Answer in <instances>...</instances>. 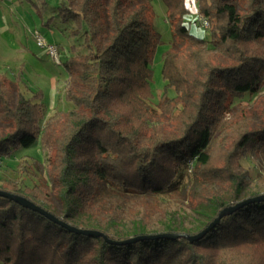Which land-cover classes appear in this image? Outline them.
<instances>
[{
  "label": "trees",
  "instance_id": "trees-1",
  "mask_svg": "<svg viewBox=\"0 0 264 264\" xmlns=\"http://www.w3.org/2000/svg\"><path fill=\"white\" fill-rule=\"evenodd\" d=\"M164 2L173 47L161 53L164 85L155 113L151 80L160 34L149 17L150 1L59 0V16L74 23L71 34L81 37L86 50L71 55L59 46L67 74L64 97L74 107L43 121L40 91L14 97L0 79V122L10 123L5 133L0 130V158L37 138L52 150L48 180L32 186L6 180L0 190L72 224V208L108 221L128 218L126 192L177 191L179 177H186L181 190L195 208L212 207L215 216L238 202L240 187H252L248 173L236 169L243 157L264 156V108L257 128L248 116L232 118L229 110L235 98L257 96L264 87V0H247L241 9L235 0H198L197 12L209 22L208 39L182 22L185 0ZM218 138L228 140L229 149L225 163L210 168ZM18 166L43 170L38 160L23 158ZM49 184L65 206L62 216ZM252 189L245 198L264 194V186ZM86 228L114 242L154 231L124 238L111 226ZM162 232L183 235L109 243L0 197V264H264V199L225 213L197 240H188L191 232Z\"/></svg>",
  "mask_w": 264,
  "mask_h": 264
},
{
  "label": "rangeland",
  "instance_id": "rangeland-1",
  "mask_svg": "<svg viewBox=\"0 0 264 264\" xmlns=\"http://www.w3.org/2000/svg\"><path fill=\"white\" fill-rule=\"evenodd\" d=\"M149 17L153 26L160 34V43L153 58L151 87L153 97L150 101L155 113H159V104L163 92L161 77V53L171 43L172 28L166 19V5L164 0H149ZM245 1V2H244ZM247 0H235L241 9ZM59 0H0V79L12 91L14 97L21 93L29 98L34 92L40 91L41 101L44 103L43 121L58 110H70L74 105L64 97L67 84V74L62 64L57 65L50 56L37 46L36 32L46 41L64 47L71 55L85 53L81 37L71 34L75 25L72 21H64L56 8ZM188 13L182 22L189 26L191 33L208 39L210 29L200 25V15L197 12L198 0H185ZM62 48V52H63ZM63 58H61L62 60ZM170 95L174 92L169 90ZM264 106V87L256 95H246L235 98L230 107V116L246 115L254 128L262 124ZM165 119L164 117H161ZM166 122V119H165ZM9 122H0L2 133L10 128ZM229 149L228 140L218 138L212 145V155L209 167H221L225 163V153ZM52 150L43 147L40 139L29 148H20L10 157L0 158V187L6 180H16L23 185L32 186L39 180H48V169ZM29 162L38 160L42 164V172L32 168L24 172L18 164L23 159ZM238 171H246L252 187H240L237 200L240 201L253 192V187L264 186V156L248 155L238 162ZM191 171L190 167L187 170ZM186 177L177 178L176 190H167L165 193L149 194L126 192L124 207L128 210V218L118 221H108L104 216L81 214L71 209L68 222L86 228H102L111 226L119 237H129L138 233L162 232H199L215 216L212 207H196L195 200L181 190ZM51 200L58 216H62L65 206L57 198V191L48 185ZM231 189V185L223 188ZM225 196H227L225 194ZM151 232V233H152Z\"/></svg>",
  "mask_w": 264,
  "mask_h": 264
},
{
  "label": "water",
  "instance_id": "water-1",
  "mask_svg": "<svg viewBox=\"0 0 264 264\" xmlns=\"http://www.w3.org/2000/svg\"><path fill=\"white\" fill-rule=\"evenodd\" d=\"M0 197H4L10 200L15 201L16 203H18L21 206H24L28 209H31L41 215H44L45 217H47L48 219H50L51 221H54L55 223L69 229L70 231L73 232H77V233H81L84 235H93V236H102L104 237V239L109 242V243H118V244H126L129 242H136L139 239L142 238H159V237H165V238H170V237H178L181 236L183 234L181 233H169V232H161V233H151V234H143V235H137L135 237H129L127 239H123L121 241H117L114 242L110 239H108L104 233L100 230H96V229H87V228H79L77 226H74L72 224H68L63 222L61 219L55 217L53 214H51L50 212H48L47 210H45L44 208H42L41 206L35 204L34 202L26 199L25 197L13 194L11 192H7V191H3L0 190ZM264 199V194H259L256 195L254 197H248L245 199H242L240 201H238L235 205L233 206H229L226 207L224 209H222L212 220H210L199 232L193 234V235H188L187 238L189 241H193V240H197L202 238L208 231H210L213 227H215L219 222L221 217L227 213V212H231L234 211L237 208L242 207L243 205L252 202V201H256V200H262Z\"/></svg>",
  "mask_w": 264,
  "mask_h": 264
},
{
  "label": "built area",
  "instance_id": "built-area-1",
  "mask_svg": "<svg viewBox=\"0 0 264 264\" xmlns=\"http://www.w3.org/2000/svg\"><path fill=\"white\" fill-rule=\"evenodd\" d=\"M200 25L204 28L209 26V22L206 18L200 17ZM35 40L38 47H40L44 53L48 54L55 64H61V50L58 45L50 43L45 38L36 32Z\"/></svg>",
  "mask_w": 264,
  "mask_h": 264
}]
</instances>
